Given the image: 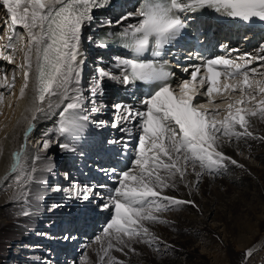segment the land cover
<instances>
[{"label": "snow or ice", "instance_id": "obj_1", "mask_svg": "<svg viewBox=\"0 0 264 264\" xmlns=\"http://www.w3.org/2000/svg\"><path fill=\"white\" fill-rule=\"evenodd\" d=\"M106 2L0 0V6L6 11L5 24L11 29L7 47L14 52L17 43L24 40L18 27L26 34L24 62L18 66L23 73L20 96L24 97L30 82L33 92L27 109L31 115L24 117L25 142L13 154V173H17L21 156H28L27 142L35 121L56 117V136L43 133L42 141L38 142L40 150L47 152L56 144L75 151V145L85 139L92 125L106 124L94 120L92 115L107 108L98 99L104 95L106 80L133 93L141 85L149 86V93L137 103L120 101L113 105L115 118L111 126L127 135L108 143L122 145L119 153L122 159L130 150L134 153L124 169L97 168L114 187L73 181L67 189L58 184L51 189L65 191L68 198L82 202L85 215L95 211L110 213L102 229L103 237L97 238L106 241L100 259L102 264H124L111 255L113 249L127 255L135 252L134 243L152 245L157 238L147 225L166 223L161 213L181 205L198 208L194 200L170 196L166 189H175L179 184L188 187L187 177L191 174L199 181L205 173L221 174L228 164L243 167L223 153L224 143L264 141V136H256L250 130L252 118L264 122V79L256 78L264 77V71H259L264 64L252 66L256 60L264 61V56L232 59L190 54L185 59L199 63L183 67L187 78L179 85L175 71L161 58L190 26L189 14L208 9L234 20L264 22V0H140L133 12L125 13L117 21H107L109 31L99 38V47L107 49L115 45L130 55L115 57L111 68L100 67L103 57H98L95 74L85 83L82 45L94 43V37L84 33L93 28L94 11ZM113 28L118 30L112 31ZM0 55L8 63L14 62L13 55ZM14 82L15 76L12 83L5 82L0 87L10 89ZM3 95L0 92V100ZM216 97L221 100L218 102ZM225 102L227 106L222 108ZM206 103L214 107L209 109ZM133 129L138 135L135 145L131 143ZM60 138L68 143H61ZM41 159L51 157L37 155L33 162ZM25 180H31V175L17 174L15 184L21 185ZM60 206L54 205L53 209ZM63 238L76 239L70 233ZM251 256L252 250L245 253L246 259Z\"/></svg>", "mask_w": 264, "mask_h": 264}, {"label": "bare ground", "instance_id": "obj_2", "mask_svg": "<svg viewBox=\"0 0 264 264\" xmlns=\"http://www.w3.org/2000/svg\"><path fill=\"white\" fill-rule=\"evenodd\" d=\"M94 17L93 28L85 30L93 37L92 33L101 25L100 22L112 21V18L103 11L95 13ZM5 20L6 11L0 6L1 53L13 55L14 61L8 63L3 59V55H0V84L12 83L15 76V82L10 89L0 87V92L4 93L0 100V258H2L0 264H76L77 257L82 254L90 256L88 259L90 262L84 264H102L100 259L102 244L106 247V241L95 242L80 237L67 241L65 246L55 243L54 240L62 235L58 229L65 228L67 232L74 217L78 218L77 222L82 216L83 221L85 218L82 202L68 198L65 191H52L50 187L58 184L62 189H67L69 184V178H65L63 170L57 163L61 156H66L65 169L70 164L79 165L78 169L82 173L76 175L75 180L81 183L82 176L88 174L82 162L89 164L92 170H97L94 166L100 162L103 164L121 145L109 144L108 141L119 140L125 132L113 128L111 126L113 120L109 122V126L107 125L109 113L106 108H102L99 113L92 115L94 120L104 121L106 124L92 125L94 131L85 134V139L75 145V151L61 149L53 144L44 152L39 149L38 142L42 141L45 132H49L55 138L56 117L48 120L39 119L34 122L35 127L28 138V156L27 158L21 156L17 173H13V154L25 142L24 132L27 124L24 117L31 115L27 109L33 92L30 82L24 97L20 96L23 73L18 66L24 62L26 34L22 28H17V31L24 35V40L17 43L13 52L7 47L11 32H5L3 29ZM82 47L85 49V44ZM88 47V54L85 55L88 61L84 74L90 70L92 77L96 67L92 69L88 62L93 60L95 52H91V49L94 45L89 44ZM15 59H18V62ZM256 78L264 79L262 76ZM111 85L112 81L106 80L104 95L98 98L103 100L104 104L107 88ZM116 85L114 83L112 87L115 88ZM216 100L219 102L221 97H216ZM226 106V102L221 105L222 108ZM207 107L211 109L214 105L208 103ZM250 130L256 136H264V122L252 118ZM132 138L135 142L138 139L136 129H133ZM60 142L68 143L63 138H60ZM222 151L243 167L228 164L221 174L205 173L199 181L191 174L187 177L188 187L179 184L175 189H166V194L170 196L194 200L198 208L181 205L161 213V219L166 223L147 225L157 238L152 245L134 243L132 245L134 253L129 252L126 255L113 249L111 255L124 264H264V141L233 140L224 143ZM37 155L51 157V160L41 159L33 162V157ZM74 158L76 160L72 162ZM49 167L52 171H48ZM33 168L35 172L32 171ZM102 168L109 166L104 165ZM17 174L31 175V180L16 185ZM47 175L52 177L49 178ZM9 184H12V187H9ZM54 205L61 206L53 209ZM25 212L29 214L25 215ZM100 215H108L104 224L99 222ZM87 219L90 223L84 222L83 225L90 227L96 223L95 227H92L94 240L102 238V229L110 219V213L95 211L88 214ZM52 220L54 221L50 225L48 222ZM56 223H62V226H54ZM28 230L33 236L27 232ZM45 233H48L50 238H44ZM13 242L18 246L15 250L12 249L14 246L11 247ZM249 250H252V256L246 259L245 253ZM50 253L53 255L52 259L49 257Z\"/></svg>", "mask_w": 264, "mask_h": 264}, {"label": "rangeland", "instance_id": "obj_3", "mask_svg": "<svg viewBox=\"0 0 264 264\" xmlns=\"http://www.w3.org/2000/svg\"><path fill=\"white\" fill-rule=\"evenodd\" d=\"M17 60H18V59H15V61H17ZM17 62H18V61H17ZM88 81H89V80H88ZM85 82H86V81H85ZM86 83H87V82H86ZM56 126H57V124H56ZM57 173H58V172H57ZM56 175H57V174H56ZM59 178H60V176H59ZM61 180H62V175H61ZM69 185H70V184L67 185V188H69ZM70 186H71V185H70ZM52 187H53V185H51L50 188H52ZM166 212H168V211H166ZM53 221H54V220H52V222L50 221V222H48V223H49L50 225H52ZM27 232H29V231H27ZM14 244H15L14 242L11 244V247L14 246V247H12L13 250H15L16 247H18L17 244H15V245H14ZM116 252H118V251H116ZM45 253H46V252H45ZM48 253H49V251H48ZM118 253H119V252H118ZM50 254H51V253H50ZM86 254H87V253H86ZM82 256H83V254H82ZM44 257H45V256H44ZM117 257H118V256H117ZM64 258L67 259L68 257H64ZM89 258H90V256H87V255H86V257H85L84 259L82 258L80 261L77 259L76 261H78V262H77L76 264H84V263H87V262L89 263V262H90V260H88ZM0 259H2V258H0ZM47 261H48V260H47ZM46 263H48V262H46Z\"/></svg>", "mask_w": 264, "mask_h": 264}]
</instances>
